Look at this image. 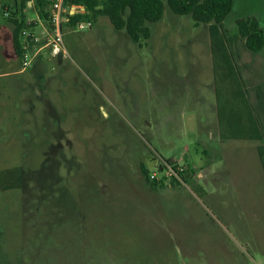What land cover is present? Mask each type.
Wrapping results in <instances>:
<instances>
[{"label": "rangeland", "instance_id": "obj_1", "mask_svg": "<svg viewBox=\"0 0 264 264\" xmlns=\"http://www.w3.org/2000/svg\"><path fill=\"white\" fill-rule=\"evenodd\" d=\"M232 1L226 28L246 15L264 26V0ZM162 2L148 39L98 16L84 31L64 25L53 56L40 49L48 25L32 0L17 10L0 0V264H264L263 178L240 171L241 191L223 193L234 224L190 182L209 37ZM13 12L39 39L22 71ZM167 160L184 168L179 185ZM141 164L167 176L162 187L147 185Z\"/></svg>", "mask_w": 264, "mask_h": 264}, {"label": "crops", "instance_id": "obj_2", "mask_svg": "<svg viewBox=\"0 0 264 264\" xmlns=\"http://www.w3.org/2000/svg\"><path fill=\"white\" fill-rule=\"evenodd\" d=\"M246 17L255 18L246 15L238 19ZM236 20L232 28H226L223 21L211 30L209 24H193L195 28L202 25L209 37L212 75L194 99L200 109L192 125L194 140L200 145L202 154L189 159L192 164L189 170L199 168L200 171L195 172L194 180L187 179L203 195L213 197L212 203L218 210L220 207L226 209L220 214L225 215L230 224L236 222L235 214L223 193L241 191L240 171H250L252 178L257 174L264 181V168L258 153L259 149L264 151V45L257 52L249 51L237 33ZM175 98L189 102L192 97L186 93L177 94ZM258 134L261 135L259 139H251ZM237 157L249 161L235 164ZM250 185L255 192L252 180Z\"/></svg>", "mask_w": 264, "mask_h": 264}, {"label": "trees", "instance_id": "obj_3", "mask_svg": "<svg viewBox=\"0 0 264 264\" xmlns=\"http://www.w3.org/2000/svg\"><path fill=\"white\" fill-rule=\"evenodd\" d=\"M28 0H4L3 5L11 6L14 9L27 7ZM33 6L40 19L47 20L49 12V0H32ZM64 4H74L84 9L83 14L69 16L67 25L73 27L82 19L95 20L98 16H106L116 30L124 29L134 43H139L143 39H148L150 29L146 23L159 21L163 14L164 4L162 0H63ZM168 8L177 15H189L194 25L209 24L210 30L220 25L231 12L232 0H165ZM10 10V8L8 9ZM8 20L13 25L11 41L14 54L21 56L20 31L26 27L25 15L11 13ZM30 24L29 26H32ZM238 35L244 39L245 47L252 52L259 51L264 45V28L260 27L253 17L240 18L236 20ZM260 134L251 136V139H259ZM259 157L264 168V151L258 150ZM168 164H173L167 160ZM163 165L158 167L161 172ZM140 171L144 176L147 185L157 190L162 187L167 176L162 175L160 179H150L147 168L141 164ZM180 177L182 173L178 174ZM170 183L173 186L179 185L180 181L171 177Z\"/></svg>", "mask_w": 264, "mask_h": 264}, {"label": "built area", "instance_id": "obj_4", "mask_svg": "<svg viewBox=\"0 0 264 264\" xmlns=\"http://www.w3.org/2000/svg\"><path fill=\"white\" fill-rule=\"evenodd\" d=\"M49 12L46 23L48 25L47 31H45L46 36L44 42L41 45L40 49H48L53 56H57L60 53L64 52L63 46V26L67 25L69 16L74 14H83L84 9L81 6L74 4H64L63 0H49ZM29 22H26V27L20 31L21 38V56L20 63L22 70L30 66L35 52L33 53L34 44H36L39 39L38 37L30 30L28 26ZM93 21L91 19L82 18L78 20L73 28L78 31H84L92 27ZM33 43V45H31ZM164 171L167 172V176H173L180 180L179 173H184V168L176 166L174 164L165 165ZM150 179H159L156 173H151L149 175Z\"/></svg>", "mask_w": 264, "mask_h": 264}]
</instances>
